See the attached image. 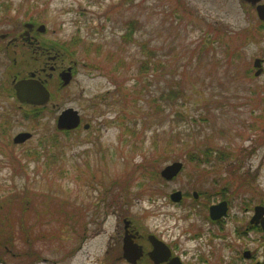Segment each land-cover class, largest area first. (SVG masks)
Listing matches in <instances>:
<instances>
[{
    "label": "rangeland",
    "instance_id": "374dc122",
    "mask_svg": "<svg viewBox=\"0 0 264 264\" xmlns=\"http://www.w3.org/2000/svg\"><path fill=\"white\" fill-rule=\"evenodd\" d=\"M261 22L240 0H0V202L11 190L28 202L0 231L28 234L43 258L37 264H126V226L182 242L185 231L205 226L199 203L236 197L234 212L264 206V76L254 74L264 57ZM29 23L45 26L33 35L50 59L30 48L1 49L2 35L19 37ZM130 31L128 71L116 73L118 58L107 57L112 39L122 44ZM149 50L157 53L151 81L138 83ZM72 66L64 86L60 75ZM33 75L48 79L51 96L28 120L24 113L37 107L20 103L14 86ZM163 91L172 96L156 111L153 98ZM68 109L82 125L60 132ZM21 133L32 137L15 143ZM175 162L184 169L166 182L161 172ZM179 190L209 198L180 206L169 198ZM250 250L262 258L260 242ZM30 259L11 254L0 264Z\"/></svg>",
    "mask_w": 264,
    "mask_h": 264
},
{
    "label": "flooded vegetation",
    "instance_id": "af4514ba",
    "mask_svg": "<svg viewBox=\"0 0 264 264\" xmlns=\"http://www.w3.org/2000/svg\"><path fill=\"white\" fill-rule=\"evenodd\" d=\"M240 1L243 4H247V6L254 8L257 13L259 8L264 7V0ZM261 21V24L264 26V20ZM32 27L33 28L31 29L27 28L26 32H29L28 34L25 32V34L19 35V37H12L10 40L7 34L2 35L1 39L7 40V44L4 45L3 43V45H1V49H7L9 51L11 48H15L16 50L20 48H30L34 54L39 53V56L41 55L42 58L45 57L50 59V52L46 54L44 52V48L40 47L41 43L38 41L36 36L33 35L36 31H38V29L36 30L35 26ZM25 52H27V50H25ZM258 60H260V66L256 67L257 69L255 68L256 70H254V74L257 78L264 76V57H261ZM53 61L56 63V59H53ZM52 68V72H55L56 67ZM259 70H261V74L256 75ZM64 74L65 73H62V75ZM34 77L31 76L30 78ZM49 78L54 79L52 75H50ZM39 79L41 80V78ZM44 82L45 84H48V79H45ZM180 174L181 173H179V175ZM166 182L171 181L166 180ZM176 192L181 193V199L179 202L172 199V195ZM173 194L171 193L170 196L168 195L170 200L180 206L185 205L188 198H192L196 203H199L203 196H205V199L209 198L208 195L206 196L204 193L203 195L202 193L196 191H193L190 194L187 192L183 193L179 190L173 192ZM219 195L222 196L223 193L214 192L212 193V198ZM235 199L236 197L221 199L211 203L210 205L205 203L197 204L199 208L205 210L203 214L205 215V226L197 228L194 232L191 230L185 231L184 234L189 235V237L185 239L186 241H168L159 234H149L147 237L142 236L135 231L134 228L132 229V227L129 226V234L132 235V239L134 241L133 245L135 246L134 248L137 249V255L140 257L136 258L135 262L124 258L123 242L121 260L125 261L126 264H215V261L222 264H260L264 260V229L261 223H257L258 221L254 220V217L256 214V207L263 205L255 204L252 207L243 205L244 208L242 207V211L234 212ZM193 201H190L191 203L189 202L190 204L188 207H193L195 210L198 207ZM223 203L226 205L225 213H221V209L219 210L218 208V206ZM213 208L214 213L212 214ZM194 210H192V212ZM252 220H254V223H252ZM126 231L127 228H125V234ZM152 236H155V238L158 241H161L166 247L163 255L159 253L155 255L157 261H159L162 256L166 257V259L160 261L159 263H156L152 257V253L155 252V245L150 240ZM257 242H260L263 247L262 258L258 256L257 252L254 253L250 250V244Z\"/></svg>",
    "mask_w": 264,
    "mask_h": 264
},
{
    "label": "trees",
    "instance_id": "16d2710c",
    "mask_svg": "<svg viewBox=\"0 0 264 264\" xmlns=\"http://www.w3.org/2000/svg\"><path fill=\"white\" fill-rule=\"evenodd\" d=\"M110 20V18L108 19ZM133 31H130L128 34L123 35V37L121 38L122 40V44H118L117 40H115L114 38L112 39L114 44L110 45L111 48L115 47L114 50H110L108 53V58L111 61V59H113L114 57L118 58L117 59V64L119 65L116 69V73L121 71L124 68L125 73H127V58L125 56V52L123 49V45H131V43H133L135 40V38L133 37ZM82 37V36H81ZM80 36H78L77 38H79L78 43H81V41H83L84 39L81 38ZM77 43V44H78ZM99 47L102 48V46L100 45ZM123 49V53L124 56H121V51ZM148 46L145 45L142 48V53L144 56V53H146V51L148 50ZM227 49V48H226ZM154 51V50H153ZM150 52V50H149ZM155 54H151V52L149 53V55H147L148 57L145 59L143 56H141L142 58H140V63H139V72L140 74H142V80H138L140 83L145 82L148 83L151 81V64H152V60L154 59V57L157 56L156 51L154 52ZM121 56V57H120ZM120 57V58H119ZM123 57V58H122ZM153 66V65H152ZM154 67V66H153ZM149 71V73H148ZM149 75H147V74ZM137 83V84H138ZM149 84V83H148ZM182 93V90H181ZM169 94L172 96V91L170 93H167V91H163L160 96H155V98H153V104L157 105L156 106V111L157 110H161L163 109V107L165 106V95L167 96L168 99H170ZM175 96V95H173ZM131 98V95L128 94L127 99ZM129 101V100H127ZM45 108H32L31 111H27L24 113V117L26 119H31V118H36L38 119V117L41 115V113L44 111ZM6 131L3 130V133H5ZM66 133V132H65ZM68 133V132H67ZM44 145H42L41 147H43ZM42 150V149H40ZM43 153L45 154L44 150H42ZM37 155V151L35 152ZM39 154V152H38ZM17 190H11L10 192H8L5 195H2L1 198H3V201L0 202V224H4L5 221L7 222L8 220V216L13 215L11 212L12 210H18L19 209V214L23 215V208H27V207H23V205H27L28 202H24L23 204V198H22V194L20 192H16ZM25 192V191H24ZM15 193V194H14ZM27 198V194H24ZM2 202H5L6 204L9 202H12L10 204V206H4L2 205ZM21 209V210H20ZM7 212V213H5ZM6 218V219H5ZM28 227H26L27 229ZM6 232V231H5ZM14 233H3L2 231H0V262L2 263H8L7 259L8 257L12 254L13 257H18L21 258L22 257H26V256H30V263L28 264H37L40 261L43 260V258H40V256L36 255L37 250L34 248L33 244L27 241V239H24V236L26 235V237L28 238L29 235L28 234H24L22 233V231L20 230H13ZM24 242L28 245V248H21V246L19 245V242Z\"/></svg>",
    "mask_w": 264,
    "mask_h": 264
},
{
    "label": "water",
    "instance_id": "95a60500",
    "mask_svg": "<svg viewBox=\"0 0 264 264\" xmlns=\"http://www.w3.org/2000/svg\"><path fill=\"white\" fill-rule=\"evenodd\" d=\"M258 16L260 17L261 20H264V7H261L258 9ZM32 24H27L26 28L31 29ZM39 31L44 32L45 31V26H41L39 28ZM29 32H26L28 34ZM260 66V60L256 61L255 67ZM261 70L257 72L256 75H260ZM62 79L64 81V86L68 85L71 81V75L69 73H65L62 75ZM34 77V75H33ZM45 84L39 80H35L34 78L27 79V80H21L17 82L14 86L16 90V96L17 99L19 100L20 103L22 104H28V105H33V106H46L49 101H50V92L48 91L47 88H45ZM81 119L78 116L77 111L74 109H68L62 113V115L59 117L58 121V129L59 130H64V129H73L77 128L80 125ZM88 125L85 126L87 128ZM89 128V127H88ZM32 137L31 133H21L15 138V143H23L27 139H30ZM183 169V163L182 162H175L172 163L171 165L167 166L164 170L161 172V176L168 180L171 181L178 177L179 173ZM172 199L174 201H180L181 199V193L176 192L172 195ZM225 203L221 204L218 206L219 210L221 209V213H225ZM214 208L212 209V214L214 213ZM256 214L254 217L255 221H258L257 223H261L263 229H264V207L263 206H258L256 207ZM215 216V215H213ZM254 220H252V223H254ZM125 228H128L127 226ZM151 242L154 243L155 245V252L152 253L153 259L156 261V263H159L160 261H163L166 259V257H163L157 261L155 255L156 254H162L165 252V245L161 242L158 241L155 236H152L150 238ZM134 241L132 239V235L129 234V230L127 229L126 235L124 238V258L128 259L129 261L135 262L136 258H139L140 256L137 255V249L134 248L135 246L133 245ZM259 264V263H258ZM264 264V261L263 263Z\"/></svg>",
    "mask_w": 264,
    "mask_h": 264
}]
</instances>
